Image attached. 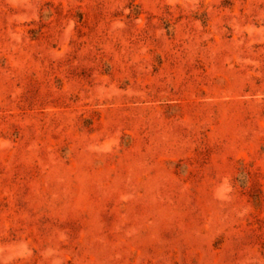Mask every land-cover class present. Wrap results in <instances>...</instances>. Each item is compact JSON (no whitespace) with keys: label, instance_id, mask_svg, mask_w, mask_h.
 <instances>
[{"label":"rangeland","instance_id":"1","mask_svg":"<svg viewBox=\"0 0 264 264\" xmlns=\"http://www.w3.org/2000/svg\"><path fill=\"white\" fill-rule=\"evenodd\" d=\"M0 264H264V0H0Z\"/></svg>","mask_w":264,"mask_h":264}]
</instances>
